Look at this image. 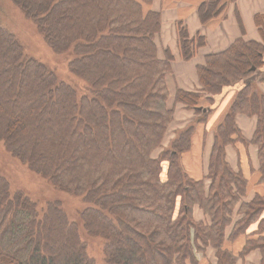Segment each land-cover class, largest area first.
<instances>
[{
  "label": "trees",
  "instance_id": "16d2710c",
  "mask_svg": "<svg viewBox=\"0 0 264 264\" xmlns=\"http://www.w3.org/2000/svg\"><path fill=\"white\" fill-rule=\"evenodd\" d=\"M10 1L55 53L72 56L70 72L88 86L79 98L73 87L28 57L17 36L0 24V142L11 155L94 204L80 214V222L88 235L104 242L105 264H198L196 251L207 246L219 250L222 264L230 260L221 257V249L246 182L229 169L225 147L234 135L239 137L236 115H256L254 141L264 179V95L250 87L239 92L218 132L221 142L217 140L211 157L208 189L178 164L193 129L174 140L180 151L167 152L170 166L164 179V159L151 155L174 116L167 108L165 83L173 56L166 52L165 59L159 57L161 14L147 9L152 0ZM179 37L186 60L204 42L202 37L191 40L181 27ZM263 52L255 42H240L211 56L199 68L203 90L219 94L251 76L262 65ZM177 100L201 109L200 94L179 92ZM0 191V254H10V264H94L76 232L72 239L75 230L68 232L61 212H48L45 216L53 217L47 225L28 198L10 196L3 176ZM254 205L244 204L250 212L234 225V230L243 228L235 235L259 220L264 209ZM196 206L209 222L195 221ZM261 241H247L243 254L259 248L264 255Z\"/></svg>",
  "mask_w": 264,
  "mask_h": 264
},
{
  "label": "crops",
  "instance_id": "0c3cea01",
  "mask_svg": "<svg viewBox=\"0 0 264 264\" xmlns=\"http://www.w3.org/2000/svg\"><path fill=\"white\" fill-rule=\"evenodd\" d=\"M4 5L8 4L5 0H0V19L8 15L2 10ZM147 9L161 14V32L156 36L159 57L165 59L166 52H170L173 56L171 71L166 75L165 83L169 95L167 108L173 111L174 116L166 133L167 141H163V146L168 147L185 129L194 128L191 146L181 155V164L190 178L194 181H202L208 178L213 150L217 140L220 141L219 129L224 125L239 92L248 88V84L252 83V91L264 95V52L259 69L245 78V81H239L240 83L235 86H225L214 97L211 111L207 112L206 118L201 122L194 123L191 116L194 112L187 105L178 102V93L200 94L201 99L204 97L206 91L203 90L199 78V68L205 66L207 59L211 56L221 55L240 42H255L264 50V0H152V5ZM171 27H174L176 31L175 33L173 29L176 37L173 42L168 41L167 36V31ZM180 27L187 30L191 40L199 37L204 39L203 44L195 49L194 55L188 60L184 59L181 53ZM255 77L261 81H256ZM244 85L245 88H243ZM187 113L189 120L186 117ZM235 124L239 130V138L234 135L233 142L226 145V162L234 173L239 174L245 180L246 187L242 200L247 202V198L251 200V197L264 196L259 146L254 141L258 117L247 112H239L235 117ZM165 170H168V164L165 165ZM207 181L209 183L205 185L208 189L211 182ZM242 217L243 215L238 213L237 206L232 217L233 224L227 227L225 232L223 250L233 256V264H264V255L259 248L243 254L247 235L234 236L236 238L232 239L234 223L240 221ZM194 219L198 222H209V218L198 206L194 209ZM262 221L263 223L260 224ZM258 223L263 233L264 211L259 220L246 230V234H253ZM210 249L211 252L207 250V253L205 252L199 258V264H221L216 250Z\"/></svg>",
  "mask_w": 264,
  "mask_h": 264
},
{
  "label": "rangeland",
  "instance_id": "374dc122",
  "mask_svg": "<svg viewBox=\"0 0 264 264\" xmlns=\"http://www.w3.org/2000/svg\"><path fill=\"white\" fill-rule=\"evenodd\" d=\"M5 1L8 5L7 6L4 5L2 10L4 11L5 14H8V15L5 16V18L3 16L2 19H0V24L3 25L5 28L7 27L9 31L15 33L19 41L24 46L26 55L44 64L49 70L54 72V74L56 75L57 79L60 82H63L73 87L77 91L79 98L83 96L84 94H86L88 90L87 84L81 79L74 76L69 70V62L72 56L70 54L55 53L46 44V42L43 40V37L38 33L36 25L32 23L31 21L26 20L23 14H21L20 10L16 6H14L8 0H5ZM173 17L177 18V16H173ZM173 29L175 31L174 27L169 28L167 31L168 41H171V42H173V40L176 39ZM163 41L164 43H166L165 39H163ZM254 69L255 71L257 70L256 68ZM255 79L256 81H261L258 79V77H255ZM243 80L244 79H242L241 82ZM238 83L240 82L230 84L227 87L235 86ZM245 85L247 86L246 83ZM245 85L243 88L246 87ZM248 85L250 87V90H252L253 84L249 83ZM216 95L218 94L210 95L209 93L206 92L199 104V108L201 109L199 111H197L196 109H192L194 114L191 113V116H192L194 123L195 122L197 123V121L201 122L204 118H206V114H204L203 112L206 113V111L208 112L211 111L213 101L215 100L214 97ZM186 117H187V120H189L188 113L186 114ZM191 129L194 130V128L190 127L184 130L185 133H183L184 131H182L183 135L180 136V134L182 133L178 134V136L176 137V140L179 139L180 137L184 138V136H187L188 135L187 132ZM192 133L189 136V143L184 144V146L182 147H187L188 149L190 148ZM235 136L238 137V135H235ZM165 137H166V134H165ZM165 137H164V141H167L168 136L166 137V140H165ZM173 142L170 143L168 147H164L162 143L161 146L157 148L155 151H153L151 155L153 159H158V158L164 159L162 162V170H161V176L164 177V179L167 178V174H168V170H165V165L168 164V169L170 166L168 153L172 150L180 151L177 147H175ZM185 152H181L180 155H178V164L181 170H183L184 172L186 170H184L181 164L182 162L181 155H183V153ZM225 158H226V155H225ZM209 165L211 166V162L209 163ZM209 170H210V167H209ZM2 176L4 177L5 182L8 183V191L10 192V196L14 197V195H23L25 198H28L29 202L35 205L37 209V214L45 216L49 212L52 215H54L53 214L54 209H57L59 212H61L63 219L65 220L67 224L68 232L69 231L72 232L73 230H75L74 232H72L73 233V235H71L72 239L74 238L75 232H76L77 239L79 242H81V245L84 246V251H86L84 253L87 257H89L90 262H94V264H105V253H104L105 249L103 247L104 242H102L98 238H93L91 237V235H88L86 229L83 226V223L80 222V214L84 210L91 209L94 206V204L91 201L85 200L84 196L74 195L72 192L71 193L66 192L61 187L56 185L53 181H49L47 176L45 179L42 176V174L38 173L37 171L36 172L31 171L25 162L11 155V153L6 149L4 143L0 142V177ZM190 179L193 180L192 178ZM207 180L210 181V179L207 177L203 179L202 181L205 182L206 184V183H209ZM249 199L250 198H247L246 200L247 202H244L242 200L241 203L237 205L238 213L241 216L242 215L244 216L245 212H250L249 209L244 208V204L251 205V203H254L256 205H254L253 208H255L256 210L264 209V196L263 197L256 196L253 198L251 197V200ZM178 210H180V206H178ZM45 217H46V224H47V219L53 216L49 214V216H45ZM57 217L58 216L56 215V222L60 221L61 224L63 225L61 216L59 218ZM206 217L208 218V216ZM235 224L236 222L234 223V225ZM47 225H46V228L50 229L49 226ZM241 228H242V225H240L238 228L233 230V233L231 235L233 237L232 239L239 237L240 235H244V236L247 235L245 244H247V241L248 243L249 242L256 243V241H258L259 239L264 240L263 239L264 232L263 233L261 232L262 229L261 227H259V223H258L257 228L255 229L256 230L255 232L250 231V232H253V234L248 235L246 234V230H245L243 233H239L235 235V233L243 229ZM68 232L66 234V237L68 238V240H70V234H68ZM49 234H50L49 232H45V235H44L45 241L46 242L48 241V243L50 241ZM224 243H225V240H224ZM263 243L264 242L261 241V244ZM2 246H3L2 249L6 247V245L4 246V244H2ZM48 246L45 245L46 249ZM223 246L221 249L222 251L221 257H223V259L225 260L226 258L230 259V260H226V262L224 261V263L229 264L231 260H233V263H234L233 256L227 251H224ZM210 248H214L218 255L219 250L213 246H207L205 248L200 247L199 250L196 251L198 264L200 262L199 258H201L207 250H208L207 252H211ZM42 251L48 255L47 250L43 248ZM70 252L71 251H69V253ZM1 253L2 254H0V264H10L11 261L9 260H10L11 255L6 254L7 252L5 251H2Z\"/></svg>",
  "mask_w": 264,
  "mask_h": 264
}]
</instances>
